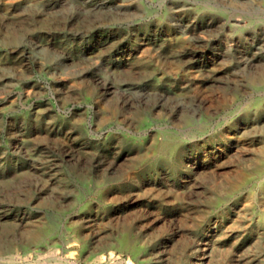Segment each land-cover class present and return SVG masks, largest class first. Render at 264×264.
<instances>
[{"label":"rangeland","instance_id":"374dc122","mask_svg":"<svg viewBox=\"0 0 264 264\" xmlns=\"http://www.w3.org/2000/svg\"><path fill=\"white\" fill-rule=\"evenodd\" d=\"M0 264H264V0H0Z\"/></svg>","mask_w":264,"mask_h":264},{"label":"bare ground","instance_id":"6f19581e","mask_svg":"<svg viewBox=\"0 0 264 264\" xmlns=\"http://www.w3.org/2000/svg\"><path fill=\"white\" fill-rule=\"evenodd\" d=\"M209 236V235H208Z\"/></svg>","mask_w":264,"mask_h":264}]
</instances>
